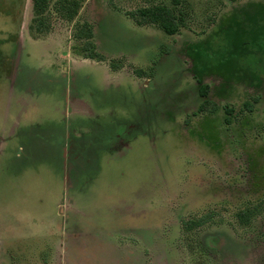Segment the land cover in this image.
I'll return each mask as SVG.
<instances>
[{"label": "rangeland", "instance_id": "obj_1", "mask_svg": "<svg viewBox=\"0 0 264 264\" xmlns=\"http://www.w3.org/2000/svg\"><path fill=\"white\" fill-rule=\"evenodd\" d=\"M48 1L0 0V264H264V0Z\"/></svg>", "mask_w": 264, "mask_h": 264}, {"label": "trees", "instance_id": "obj_2", "mask_svg": "<svg viewBox=\"0 0 264 264\" xmlns=\"http://www.w3.org/2000/svg\"><path fill=\"white\" fill-rule=\"evenodd\" d=\"M81 1L79 0H62V7L60 11L66 12V17L68 20H73L79 12L81 7ZM180 4V0H172V5L174 7ZM49 1L48 0H33V11L35 18L33 23H38L40 28L38 30L43 32V21L45 22L46 16L45 13L48 11ZM129 16L134 21L137 26H144L148 24L158 25L162 31L169 35H176L179 33L181 27H183V19L180 13H177L175 9L167 6H155L150 8H141L137 12L130 13ZM33 29V25L30 26V30ZM94 29L88 22H83L76 26L74 40L82 43L81 44V54H78L83 59L105 62L106 56L100 53L97 49V46L94 41ZM111 69L115 71L117 69L116 65L111 62ZM146 72L143 70H138L135 74L142 78L146 76ZM200 97L203 99L201 104L198 107L197 113L205 114L208 112H216L217 107L214 102L209 99V86L206 84H200L199 87ZM250 111L252 109L250 108ZM264 210V201L256 205L252 209H245L237 214L238 219L241 223H247L249 216L254 213H260ZM248 213H251L250 215ZM208 220L199 219L195 222V225H201ZM184 225L191 229V225H187L185 222Z\"/></svg>", "mask_w": 264, "mask_h": 264}, {"label": "crops", "instance_id": "obj_3", "mask_svg": "<svg viewBox=\"0 0 264 264\" xmlns=\"http://www.w3.org/2000/svg\"><path fill=\"white\" fill-rule=\"evenodd\" d=\"M64 153V152H63Z\"/></svg>", "mask_w": 264, "mask_h": 264}]
</instances>
